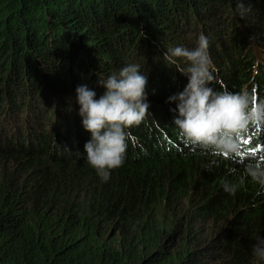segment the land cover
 I'll return each mask as SVG.
<instances>
[{
    "label": "trees",
    "instance_id": "1",
    "mask_svg": "<svg viewBox=\"0 0 264 264\" xmlns=\"http://www.w3.org/2000/svg\"><path fill=\"white\" fill-rule=\"evenodd\" d=\"M198 35L209 86L264 98V0H0V264H255L264 191L244 165L264 164V124L218 155L183 139L167 102L188 80L164 53ZM127 62L149 109L104 182L83 156L75 89L99 97L98 76Z\"/></svg>",
    "mask_w": 264,
    "mask_h": 264
},
{
    "label": "clouds",
    "instance_id": "2",
    "mask_svg": "<svg viewBox=\"0 0 264 264\" xmlns=\"http://www.w3.org/2000/svg\"><path fill=\"white\" fill-rule=\"evenodd\" d=\"M238 9L242 15L243 5ZM164 57L188 80L182 91L167 98V102L175 103L170 109L173 125L183 139L218 155L239 154L242 137L251 127L264 124V98L257 101L248 89L232 92L209 86L215 77L204 35H198L192 47H168ZM98 84L104 89L99 97L87 85L77 86L75 102L82 127L90 134L83 146L85 162L107 182L111 171L124 163L128 129L148 113V78L139 64L127 62L117 72L98 76ZM244 174L264 191V164L249 161ZM221 187L231 195L239 185L224 179ZM253 239L251 256L255 264H264V235L257 233Z\"/></svg>",
    "mask_w": 264,
    "mask_h": 264
},
{
    "label": "rangeland",
    "instance_id": "3",
    "mask_svg": "<svg viewBox=\"0 0 264 264\" xmlns=\"http://www.w3.org/2000/svg\"><path fill=\"white\" fill-rule=\"evenodd\" d=\"M208 224H209V223H208ZM217 229H218V227L215 226V227H214V230H217Z\"/></svg>",
    "mask_w": 264,
    "mask_h": 264
}]
</instances>
